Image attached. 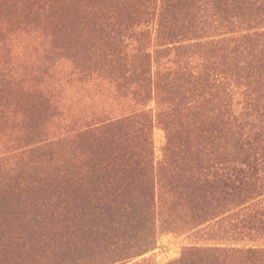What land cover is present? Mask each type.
Instances as JSON below:
<instances>
[{"label":"trees","instance_id":"1","mask_svg":"<svg viewBox=\"0 0 264 264\" xmlns=\"http://www.w3.org/2000/svg\"><path fill=\"white\" fill-rule=\"evenodd\" d=\"M164 237L264 264V0H0V264Z\"/></svg>","mask_w":264,"mask_h":264},{"label":"rangeland","instance_id":"2","mask_svg":"<svg viewBox=\"0 0 264 264\" xmlns=\"http://www.w3.org/2000/svg\"><path fill=\"white\" fill-rule=\"evenodd\" d=\"M162 140V133L158 131L157 141L158 144ZM181 243L173 240L169 237H164L159 243V247L156 249L154 256L160 264H165L170 259L175 258L181 251Z\"/></svg>","mask_w":264,"mask_h":264}]
</instances>
